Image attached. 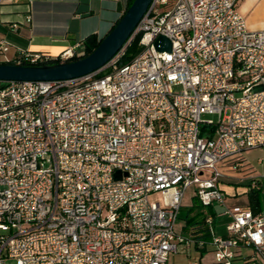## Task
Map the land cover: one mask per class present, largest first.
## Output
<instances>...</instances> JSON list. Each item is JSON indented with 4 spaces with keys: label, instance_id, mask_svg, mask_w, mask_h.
<instances>
[{
    "label": "built area",
    "instance_id": "built-area-1",
    "mask_svg": "<svg viewBox=\"0 0 264 264\" xmlns=\"http://www.w3.org/2000/svg\"><path fill=\"white\" fill-rule=\"evenodd\" d=\"M238 2L151 0L100 69L0 82V264H168L192 242L216 264H264V213L229 205L221 188L225 171L250 168L244 151L264 147V28L249 30ZM136 35L140 51L120 65ZM85 52L81 40L55 57ZM50 57L19 50L13 62ZM247 177L248 192L264 188L263 174ZM190 187L223 208L224 235L211 215L208 240L176 231Z\"/></svg>",
    "mask_w": 264,
    "mask_h": 264
},
{
    "label": "crops",
    "instance_id": "crops-1",
    "mask_svg": "<svg viewBox=\"0 0 264 264\" xmlns=\"http://www.w3.org/2000/svg\"><path fill=\"white\" fill-rule=\"evenodd\" d=\"M128 0H0V43L7 46L6 51L0 50V62L12 61L19 50L40 52L52 57L73 46L78 41L84 40L88 35L95 34L97 38L105 35L116 20L122 14ZM237 9L244 17L249 30H260L264 28V0H239ZM30 16V21L26 18ZM256 148V147H255ZM248 161V160H247ZM259 162L262 159L258 160ZM250 168L237 172L225 171L226 176L221 180V188L226 202L231 205H248L247 181L249 174H263L257 171L248 161ZM264 188L259 191V194ZM192 202L181 207H188L193 200L199 203L203 213V232H198L196 225L184 227L182 224L176 231L191 235L196 239L210 237L205 217L211 215L212 225L216 232L217 219L223 214V208L218 204L208 206L202 205L192 191ZM261 201V199H260ZM216 206L222 208L217 212ZM180 207L178 219L183 214ZM261 211L264 207L261 204ZM227 220H229L226 215ZM224 223V225H225ZM177 224V221H176ZM221 225V224H220ZM176 228V226H175ZM222 233L221 235H224ZM246 250L250 251L249 253ZM243 256L251 254L250 248L241 250ZM186 256L188 264L196 261L197 264H216L212 248L208 245L201 248L196 242H192L187 252L172 253ZM169 255V257L171 256ZM169 260V258H168ZM239 264L242 259H236ZM169 264V263H168ZM250 264H261L254 261Z\"/></svg>",
    "mask_w": 264,
    "mask_h": 264
},
{
    "label": "water",
    "instance_id": "water-1",
    "mask_svg": "<svg viewBox=\"0 0 264 264\" xmlns=\"http://www.w3.org/2000/svg\"><path fill=\"white\" fill-rule=\"evenodd\" d=\"M151 0H132L99 44L86 56L53 64L0 63V82L67 80L92 73L104 66L124 45L140 21ZM158 50H170V40L160 35L155 40ZM120 172L114 173L119 178Z\"/></svg>",
    "mask_w": 264,
    "mask_h": 264
},
{
    "label": "trees",
    "instance_id": "trees-1",
    "mask_svg": "<svg viewBox=\"0 0 264 264\" xmlns=\"http://www.w3.org/2000/svg\"><path fill=\"white\" fill-rule=\"evenodd\" d=\"M132 0H128L126 3V6L124 10L130 5ZM123 10V11H124ZM113 26V25H112ZM101 38H97L95 34H90L84 39L86 52L83 56L88 55L100 42ZM140 35H136L130 43L126 46V49L124 51V54L119 58L118 63L120 65L127 63L136 53L140 51V45H139ZM81 56V57H83ZM81 57L73 56L71 58H68L66 60H61L59 57H50L38 64H53L58 63L62 61H71L76 60ZM0 63H10L14 64L12 61H5ZM3 83V82H2ZM205 130L204 127H202V132ZM208 132L213 135L214 127L210 126L209 129H207ZM250 209L253 211V213H259L261 212V201H260V194L259 191H249L248 192V205ZM201 205L193 200V203L188 207H181L183 211V220H184V227L194 226L196 225L198 228V232H203V213L201 211Z\"/></svg>",
    "mask_w": 264,
    "mask_h": 264
},
{
    "label": "rangeland",
    "instance_id": "rangeland-1",
    "mask_svg": "<svg viewBox=\"0 0 264 264\" xmlns=\"http://www.w3.org/2000/svg\"><path fill=\"white\" fill-rule=\"evenodd\" d=\"M262 15H264V12L262 13ZM174 89L178 90L179 87H174ZM201 118L203 120H212L214 122H216L218 120V117H217L216 114L203 113L201 115ZM244 156L254 166V168L257 171L264 172V147H256V148H252V149L246 150V151H244ZM259 159H262V161L259 162L258 161ZM192 191H193V188H191V187L188 188L185 191L183 199H182V203L183 204L188 205V204H190L192 202V198H191ZM260 199H261V204L264 207V191L261 192ZM149 200H151V201H160L161 202L162 201V196H161V194L159 192L153 193V194L150 195ZM216 210H217V212L221 213L222 208L219 207V206H216ZM179 218L180 219L177 220L176 229L183 222V220H182L183 214H181L179 216ZM226 220H227L226 215H221V216L218 217V219H217L218 226H216V232H217L216 234L217 235H221L222 233H226L227 230H226V227L224 225ZM246 252L249 253L250 251L246 250ZM188 260H192V258L188 259L184 255L174 254V255H171L169 257L168 263L169 264H188Z\"/></svg>",
    "mask_w": 264,
    "mask_h": 264
}]
</instances>
